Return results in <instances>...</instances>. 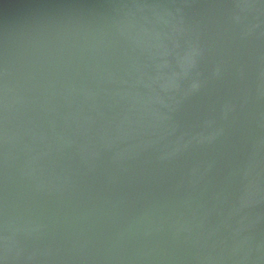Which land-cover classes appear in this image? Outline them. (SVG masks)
<instances>
[{"label":"water","instance_id":"95a60500","mask_svg":"<svg viewBox=\"0 0 264 264\" xmlns=\"http://www.w3.org/2000/svg\"><path fill=\"white\" fill-rule=\"evenodd\" d=\"M0 264H264V0H0Z\"/></svg>","mask_w":264,"mask_h":264}]
</instances>
